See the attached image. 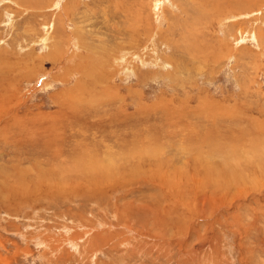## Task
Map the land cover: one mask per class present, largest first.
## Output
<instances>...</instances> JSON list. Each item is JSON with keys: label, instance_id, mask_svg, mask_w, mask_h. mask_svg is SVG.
<instances>
[{"label": "rangeland", "instance_id": "374dc122", "mask_svg": "<svg viewBox=\"0 0 264 264\" xmlns=\"http://www.w3.org/2000/svg\"><path fill=\"white\" fill-rule=\"evenodd\" d=\"M0 264H264V0H0Z\"/></svg>", "mask_w": 264, "mask_h": 264}, {"label": "bare ground", "instance_id": "6f19581e", "mask_svg": "<svg viewBox=\"0 0 264 264\" xmlns=\"http://www.w3.org/2000/svg\"><path fill=\"white\" fill-rule=\"evenodd\" d=\"M45 39H48V37H44V38H42V40H44V41H45Z\"/></svg>", "mask_w": 264, "mask_h": 264}]
</instances>
